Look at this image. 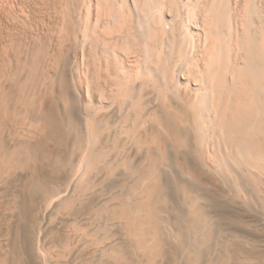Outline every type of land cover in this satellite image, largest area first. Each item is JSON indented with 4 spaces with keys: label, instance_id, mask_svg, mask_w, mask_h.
I'll use <instances>...</instances> for the list:
<instances>
[{
    "label": "bare ground",
    "instance_id": "6f19581e",
    "mask_svg": "<svg viewBox=\"0 0 264 264\" xmlns=\"http://www.w3.org/2000/svg\"><path fill=\"white\" fill-rule=\"evenodd\" d=\"M11 187L0 264L36 200L90 208L109 264H256L212 207L264 215V0H0Z\"/></svg>",
    "mask_w": 264,
    "mask_h": 264
},
{
    "label": "rangeland",
    "instance_id": "374dc122",
    "mask_svg": "<svg viewBox=\"0 0 264 264\" xmlns=\"http://www.w3.org/2000/svg\"><path fill=\"white\" fill-rule=\"evenodd\" d=\"M56 182L59 183V181ZM113 184L106 185V188L109 186L107 190L103 188L106 191L98 192L93 200H96L94 203H102L101 199H105L108 196L106 194L113 190L115 185ZM13 190L14 188L11 187L8 191L0 192V243L6 239L4 232L10 222L7 216ZM40 204L39 200L34 201L30 208V217L22 224L19 246L23 252L24 264H109L108 260L107 263L104 261L106 260L105 248L101 247L100 250V247L93 245L89 236L87 237L81 231L88 226V221L91 219L89 218L90 208L75 207L70 211L58 213L55 210H46ZM239 204L233 207H222L223 209L212 207L213 213L221 216L219 219L221 224L218 225L222 236L219 234L217 240L222 238L223 241L231 244V252L235 260L244 257L256 264H264V215ZM120 237L121 235L119 239L122 240L123 237ZM108 248L109 246L106 245V249Z\"/></svg>",
    "mask_w": 264,
    "mask_h": 264
}]
</instances>
